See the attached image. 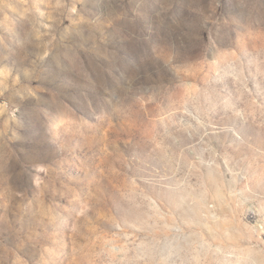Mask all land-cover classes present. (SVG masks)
I'll list each match as a JSON object with an SVG mask.
<instances>
[{"label":"rangeland","instance_id":"rangeland-1","mask_svg":"<svg viewBox=\"0 0 264 264\" xmlns=\"http://www.w3.org/2000/svg\"><path fill=\"white\" fill-rule=\"evenodd\" d=\"M0 264H264V0H0Z\"/></svg>","mask_w":264,"mask_h":264}]
</instances>
